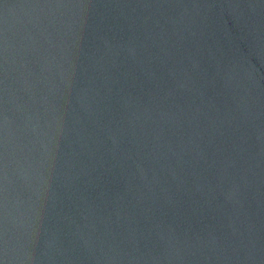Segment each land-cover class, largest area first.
I'll return each instance as SVG.
<instances>
[{"label": "water", "instance_id": "95a60500", "mask_svg": "<svg viewBox=\"0 0 264 264\" xmlns=\"http://www.w3.org/2000/svg\"><path fill=\"white\" fill-rule=\"evenodd\" d=\"M0 264H264V0H0Z\"/></svg>", "mask_w": 264, "mask_h": 264}]
</instances>
